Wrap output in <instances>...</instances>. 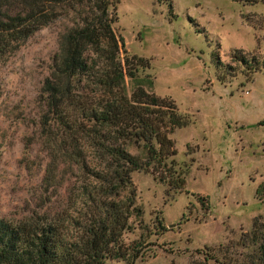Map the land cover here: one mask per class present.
I'll use <instances>...</instances> for the list:
<instances>
[{
    "label": "rangeland",
    "instance_id": "rangeland-1",
    "mask_svg": "<svg viewBox=\"0 0 264 264\" xmlns=\"http://www.w3.org/2000/svg\"><path fill=\"white\" fill-rule=\"evenodd\" d=\"M117 1L114 27L126 50L149 60L145 72L153 77V91L172 98L188 120L170 135L175 159L187 170L181 190L150 173H132L143 223L152 231L162 218L165 227L148 237L151 245L134 264H219L209 256L228 244L234 252L255 217L264 223V201L255 194L264 183V72L250 73L230 57L235 49L264 52V4ZM58 30L59 22L42 27L0 57V218L8 221L52 210L75 184L68 171L60 185L45 178L50 136L40 123L46 113L40 88ZM216 55L230 65L223 71L235 74L226 84L216 78ZM142 233L137 227L125 240Z\"/></svg>",
    "mask_w": 264,
    "mask_h": 264
},
{
    "label": "trees",
    "instance_id": "trees-1",
    "mask_svg": "<svg viewBox=\"0 0 264 264\" xmlns=\"http://www.w3.org/2000/svg\"><path fill=\"white\" fill-rule=\"evenodd\" d=\"M117 3L0 0V57L14 43L59 22L57 50L40 88L46 108L40 123L50 136L45 178L60 185L67 171L76 177L52 210L17 222L0 218V264H134L151 245L148 237L165 227L162 218L153 221L152 231L143 223L132 173H150L176 191L186 183L187 170L175 159L170 135L188 120L172 98L153 91V77L145 72L149 60L126 50L114 27ZM214 57L216 78L226 84L235 74L224 72L230 65ZM230 57L250 73L264 72V52L235 49ZM255 194L264 201V183ZM137 227L147 233L126 242L125 235ZM229 246L218 249L222 257H209L219 264H264V223L255 217L234 252Z\"/></svg>",
    "mask_w": 264,
    "mask_h": 264
}]
</instances>
